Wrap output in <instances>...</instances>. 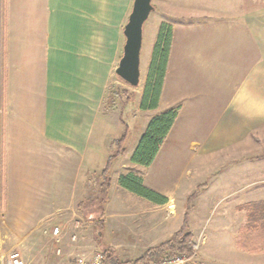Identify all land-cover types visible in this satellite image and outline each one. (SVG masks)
<instances>
[{
    "label": "crops",
    "instance_id": "0c3cea01",
    "mask_svg": "<svg viewBox=\"0 0 264 264\" xmlns=\"http://www.w3.org/2000/svg\"><path fill=\"white\" fill-rule=\"evenodd\" d=\"M133 1L0 0V208L2 198L7 208L20 197V205L30 207L26 213L32 221L30 229L61 207L99 200L101 183L92 188L90 172L82 167L91 142L101 135L100 116L112 71L119 64V46L123 54V30ZM214 2L179 0L177 7L163 9L165 18L158 21L173 26V40L159 106L150 112L177 107L178 116L150 166L133 163L132 154L117 169L119 176L134 171L145 185L168 198L156 204L121 193L139 205L133 210L138 215L127 216L126 221L133 224L127 229L134 236L147 235L150 244L141 255L180 228L195 186L175 180L173 187L180 191L174 197L177 218L167 223L164 212L152 210L170 205L171 191L148 182L146 170L160 167L159 162L168 157H186L182 145L193 135L201 138L202 154L260 145L264 135V6L260 0ZM232 79L235 85L229 90L225 83ZM104 114L105 123L109 122ZM127 154L125 150L112 163ZM78 170L83 173L80 181L74 176ZM17 188L19 196L14 193ZM244 195L232 207L262 200ZM239 212L238 226L225 215L215 227L230 237L222 259L227 264H260L264 252L237 245L246 221L245 212ZM111 216L103 214L101 219L105 222ZM165 227L175 229L163 234ZM201 234L194 237L197 261L202 264L199 244L206 245L207 236L201 243Z\"/></svg>",
    "mask_w": 264,
    "mask_h": 264
},
{
    "label": "rangeland",
    "instance_id": "374dc122",
    "mask_svg": "<svg viewBox=\"0 0 264 264\" xmlns=\"http://www.w3.org/2000/svg\"><path fill=\"white\" fill-rule=\"evenodd\" d=\"M178 1L152 0L155 9L144 25L140 86L135 88L121 82L116 78L115 71H112L111 86L107 92L100 116L99 129L101 135L97 139L98 141L91 142L89 154L82 167L83 172L85 169L90 172L89 178L92 188L97 189L103 177L107 156L118 153L121 148L128 152L127 156H120L118 162L112 163L108 168V175L112 179L110 201L104 206H100L99 202H95V200L87 201L84 210L82 209L83 206H79L80 208L75 206L61 207L46 217L38 227L30 229L29 226L32 225V221L29 216H26V213L30 211L29 204L20 205L23 201L19 197L13 201V207L6 208L4 206L5 198H2L0 235L7 253L20 252L27 264H74L76 256L80 254H90L94 251L104 252L107 249H110L114 256L121 261H132L136 260L137 256H142L146 244L149 243L147 242V235L134 236L133 232L130 233L127 229L128 226L133 228V224L128 225L131 223L126 221L127 216L138 215L133 210L139 205L134 203L135 201L125 200L121 193L123 191L135 200L141 196L119 186L118 178L120 176L117 175V169L133 154L147 124L156 115L150 110L140 108V96L147 77L153 44H155L153 36L156 35L157 38L162 23V21L160 23L158 21L162 17V20L165 18L166 13L163 9L166 8L167 11L169 8L177 7ZM205 1L209 3L218 0ZM260 2L264 6V0H260ZM130 12L131 10L129 14ZM118 48L119 63L122 51L121 46ZM211 80L212 85H215L216 79L213 77ZM233 81L234 79L232 82L225 83L229 90L235 85ZM181 83L183 82L181 81ZM104 112H106L109 122L105 123ZM263 139L264 135H261L260 145H245L246 147L243 145L244 148L238 149L236 146L227 147L225 150L202 154L201 138L199 135H193L185 139L182 145L181 151L187 152L186 157L181 156L177 160L168 157L159 162L160 167L146 170L144 173L148 182L151 180L154 186L161 188L169 187L171 191L173 198L171 204L165 208L154 207L152 210L158 213L164 212L167 223L177 218L174 210L177 200L174 197L176 198V193L180 191L173 187L175 180L180 179L181 185L195 184L190 192L185 218L178 230L184 229L195 236L202 231L198 237V241L201 243L207 236L206 245L199 244L202 264H227L223 261L225 255L222 249L223 246L230 244L229 233L226 230L216 231L215 227L220 218L225 215L232 220L234 226L241 223L242 218L239 216L241 215L239 211L242 210L232 207L231 204L245 198L244 193L250 195L249 198L252 195L253 198L264 200V159L255 158L264 150ZM91 166H93L92 170L89 168ZM74 176H76L77 181H80L83 173L78 170L74 172ZM18 190L19 188L14 191L17 196L21 195V191ZM233 191L235 193L232 196H226ZM139 199H143V197ZM103 214H111L112 216L104 222L101 219ZM179 223L180 220L176 225ZM139 224L141 223L139 222ZM55 227L60 228V233L57 236L52 233ZM173 228L175 229V227H165L163 234L171 233ZM163 234L159 235L158 238H161ZM73 236L76 238L73 239ZM149 262L144 264H149ZM195 264L201 263L197 261ZM234 264H239V261ZM260 264H264V256L261 258Z\"/></svg>",
    "mask_w": 264,
    "mask_h": 264
},
{
    "label": "trees",
    "instance_id": "16d2710c",
    "mask_svg": "<svg viewBox=\"0 0 264 264\" xmlns=\"http://www.w3.org/2000/svg\"><path fill=\"white\" fill-rule=\"evenodd\" d=\"M172 40L173 26L168 22H162L153 46V53L141 95L139 106L143 110H153L159 106L167 73ZM116 78L125 83L117 75ZM177 116L178 108L171 107L151 118L133 152L131 157L133 163L148 167L155 161L161 146L174 126ZM123 152H125V149L121 148L118 150V153L111 155L103 170L98 200L100 206H104L109 201L112 179L108 175V168L112 161ZM255 158H264V150L260 155L255 156ZM119 184L121 187L153 203L164 204L168 201L165 195L145 185L143 178L134 171L121 174ZM83 204L82 209L84 210L86 202ZM238 209L244 211L246 216L245 224L237 235L238 247L253 253L264 252V200L246 203L239 206ZM196 249L197 243L194 234L181 229L170 235L164 241L147 249L136 260H118L114 256V253L110 249H107L103 252L104 260L102 264H144L152 260H160L169 252L185 253L190 256Z\"/></svg>",
    "mask_w": 264,
    "mask_h": 264
},
{
    "label": "water",
    "instance_id": "95a60500",
    "mask_svg": "<svg viewBox=\"0 0 264 264\" xmlns=\"http://www.w3.org/2000/svg\"><path fill=\"white\" fill-rule=\"evenodd\" d=\"M155 9L152 0H134L128 20L124 25L125 44L116 75L131 87L141 84V50L143 45L144 25Z\"/></svg>",
    "mask_w": 264,
    "mask_h": 264
},
{
    "label": "built area",
    "instance_id": "2783aa9c",
    "mask_svg": "<svg viewBox=\"0 0 264 264\" xmlns=\"http://www.w3.org/2000/svg\"><path fill=\"white\" fill-rule=\"evenodd\" d=\"M53 235L57 236L60 233V228L55 227L53 230ZM76 236H73L75 239ZM60 252V251H58ZM198 255V245L196 251L192 255H187L185 253H167L160 260H152L149 264H195ZM104 260V253L102 251H94L90 254H80L76 256L74 264H102ZM0 264H27L22 258L20 252L13 251L7 253L4 248V242L0 235Z\"/></svg>",
    "mask_w": 264,
    "mask_h": 264
}]
</instances>
